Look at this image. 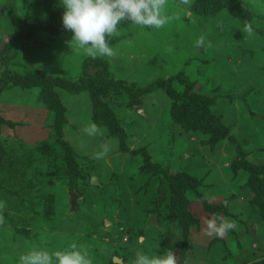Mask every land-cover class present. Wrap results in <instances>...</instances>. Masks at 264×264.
I'll return each instance as SVG.
<instances>
[{"label":"rangeland","instance_id":"obj_1","mask_svg":"<svg viewBox=\"0 0 264 264\" xmlns=\"http://www.w3.org/2000/svg\"><path fill=\"white\" fill-rule=\"evenodd\" d=\"M63 11L0 0V54L38 34L0 62V264L73 243L92 264L168 248L178 264H264V0H165L161 28L122 22L95 59L70 31L38 32ZM222 220L237 228L221 237Z\"/></svg>","mask_w":264,"mask_h":264},{"label":"clouds","instance_id":"obj_2","mask_svg":"<svg viewBox=\"0 0 264 264\" xmlns=\"http://www.w3.org/2000/svg\"><path fill=\"white\" fill-rule=\"evenodd\" d=\"M64 11L62 14V26L65 31L72 33L67 42L82 47L84 53L93 59L98 56L112 57L115 55L111 41L120 36L119 25L129 22L141 27L161 28L169 19L162 15L165 8V0H60ZM180 6H190V0H179ZM243 32L249 36L254 34L251 23L245 21ZM196 47L205 46V38L201 36L196 41ZM83 131L89 136L103 134V130L94 122L86 125ZM110 152V145L106 141L100 146V150L93 154L94 159H104ZM6 203L0 201V226L6 223L3 211ZM209 228L214 229L215 234L223 236L228 230L237 228L234 221H221L218 226L212 222ZM212 232H209L211 235ZM68 251H48L30 249L19 257V264H38L43 257L51 261L54 257L58 264H92L86 246L73 243ZM131 264H178L177 256L172 248L164 250L163 255L146 254L142 250L137 251Z\"/></svg>","mask_w":264,"mask_h":264},{"label":"trees","instance_id":"obj_3","mask_svg":"<svg viewBox=\"0 0 264 264\" xmlns=\"http://www.w3.org/2000/svg\"><path fill=\"white\" fill-rule=\"evenodd\" d=\"M38 32L43 33V34H50L53 36L61 35L64 33H67L68 31H65L62 26V20L60 19H55L53 21H48L46 23H41L38 27ZM38 34H35L33 32H26L24 36L21 37H16L13 40H10L3 53L0 54V62L3 61L2 63L6 64L9 62L10 58L12 57L14 48L17 47V45H21L20 43H17L19 40H26L24 43L27 46L29 43H31L34 39L35 36ZM4 66V65H3ZM3 80H4V86H7L12 83H18L17 79H13L10 77L8 74L3 72ZM2 82V80H1ZM167 199L165 196H160L155 204V212H160L162 207L166 204Z\"/></svg>","mask_w":264,"mask_h":264},{"label":"water","instance_id":"obj_4","mask_svg":"<svg viewBox=\"0 0 264 264\" xmlns=\"http://www.w3.org/2000/svg\"><path fill=\"white\" fill-rule=\"evenodd\" d=\"M94 183V182H93ZM74 196V195H73ZM156 221V220H155Z\"/></svg>","mask_w":264,"mask_h":264}]
</instances>
